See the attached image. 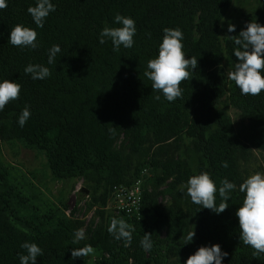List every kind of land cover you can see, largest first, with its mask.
Listing matches in <instances>:
<instances>
[{
    "label": "trees",
    "instance_id": "obj_1",
    "mask_svg": "<svg viewBox=\"0 0 264 264\" xmlns=\"http://www.w3.org/2000/svg\"><path fill=\"white\" fill-rule=\"evenodd\" d=\"M36 2L6 0L7 8L0 10V82L8 79L21 85L19 99L0 111V150L3 141L15 140L41 152L56 179L80 176L113 187L132 183L123 178L131 163L126 150H140L149 134L162 138L185 130L203 157L194 175L208 172L217 188L227 179L237 189L220 214L189 197L195 237L188 244L169 239L182 230V212L176 207L164 212L148 192L141 197L139 219L124 213L112 217L133 225L130 246L108 233L110 223L88 227L86 239L73 244L81 223L66 214L65 205L44 203L32 184L17 181L0 160V264H20L19 256L27 254L21 248L24 242L43 250L36 264H83L84 257L72 258L71 251L87 244L99 251L95 264H149L162 251L159 264H164L172 250L187 260L199 247L213 244L228 253L222 264H264V254L254 258V249L240 241L235 215L244 197L238 190L237 157L249 145L264 151V92L242 95L222 67L226 62L234 70L238 62L234 55L238 46L229 37L238 36L249 22L264 26V9L245 13L242 24L220 46L217 22L230 0H51L55 11L42 28L27 12ZM117 14L134 19L136 34L132 48L121 46L114 52L110 39L99 43V34L106 26H122L114 22ZM16 24L37 32L36 49L8 42ZM166 27L182 30L186 58L198 61L197 68L189 69L191 79L180 85L182 97L174 102L153 91L144 76L147 61L158 55ZM53 45L61 51L49 64ZM29 64L48 67L52 75L33 80L24 72ZM226 95L249 122L243 133L249 145L236 139L215 111ZM25 107L31 116L21 127L18 118ZM113 127L115 134L109 132ZM224 161L227 168L222 167ZM220 202L217 192V206ZM145 233L151 234L150 251L140 244Z\"/></svg>",
    "mask_w": 264,
    "mask_h": 264
},
{
    "label": "clouds",
    "instance_id": "obj_2",
    "mask_svg": "<svg viewBox=\"0 0 264 264\" xmlns=\"http://www.w3.org/2000/svg\"><path fill=\"white\" fill-rule=\"evenodd\" d=\"M6 8V0H0V10ZM54 11L55 5L51 0H37L35 6L27 8V12L39 28L44 26L45 19ZM114 22L122 26L104 27L99 34V43L104 44L106 43L105 38L110 39L114 52H119L121 46L126 49L132 48L136 34L134 19L117 14ZM235 30V25H228V32H235ZM183 38L181 29L164 28L158 55L147 61L148 70L144 72V76L152 82V90L162 93L168 102H174L182 97L183 92L180 85L191 79L189 69L193 70L198 66L196 57L186 58L183 51ZM229 38L238 46L234 51L238 62L234 64V70L227 73L228 79L234 81L242 95L259 96L264 92V75H262L264 73V26L257 22H249L238 36ZM36 40L37 32L34 29L16 24L10 30L8 42L14 47L36 49L38 47ZM60 51L59 45H53L50 48L49 64L55 63V57ZM24 72L30 74L33 80H44L52 75L48 67L40 64H29L24 68ZM20 91L19 83L8 79L0 82V111L11 101L19 99ZM155 99L160 100V96H155ZM30 116V110L25 107L18 118V124L23 127ZM109 132L115 134V128H110ZM222 167L227 168L228 162H222ZM185 188L194 204L220 214L229 207L227 201L230 193L237 189V185L223 179L220 187L217 188L210 174L201 172L189 177L186 185H181V191ZM238 190L244 194L243 203L235 213L239 222V239L244 245L254 249L252 253L254 258H259L264 254V173L256 172L250 175L239 184ZM217 192L221 198L218 206ZM107 231L114 239L125 241L127 247L131 244L132 233L135 229L121 217L112 218ZM194 237L195 232L192 229L185 237V244L192 242ZM85 238V230L77 229L72 243L76 244ZM140 244L143 249L150 251L153 247L151 234L145 233ZM21 248L25 249L27 254L19 256L20 264H36L37 257L43 255V250L36 243L24 242ZM95 253L96 249L87 244L84 247L73 249L71 257H89ZM227 255L228 253L223 252L218 244L210 247L201 246L187 258L185 264H222L223 258Z\"/></svg>",
    "mask_w": 264,
    "mask_h": 264
},
{
    "label": "rangeland",
    "instance_id": "obj_3",
    "mask_svg": "<svg viewBox=\"0 0 264 264\" xmlns=\"http://www.w3.org/2000/svg\"><path fill=\"white\" fill-rule=\"evenodd\" d=\"M261 9H264V0H230L217 22L220 46L224 45L225 39L231 33L228 32L229 24L237 28L242 24L245 13ZM222 67L226 75L231 71L226 62H223ZM215 111L219 118H223L230 126L236 139L243 141L244 129L249 122L242 112L232 105L227 95L219 100ZM147 137V141L137 152L131 153L126 150L131 163L123 178L125 181H131L130 185L139 187L141 197L143 193H152L164 212L167 213L172 207L182 212L184 221L182 230L169 239L184 241L187 234L194 230V212L189 203L187 190L185 188L181 191V185H186L188 178L198 171L203 163V157L192 135L185 130L179 136L156 138L149 134ZM246 145H249V142ZM0 160L17 181L32 184L44 203L65 205L66 214L81 223L80 229L85 230L86 237L88 227L101 225L105 227L112 217L119 215L114 208L113 187L105 181L97 183L80 176L56 179L41 152L27 148L15 140L2 142ZM236 166L239 184L256 172L264 173V151L249 145L248 151H242L241 155H238ZM120 185L130 186L124 183ZM161 236H165L164 231ZM162 252L156 256V262L151 261L149 264L161 263ZM98 254L99 251L96 249L95 255L84 257L83 264H95ZM185 261L184 256L176 249L168 254L164 264H185Z\"/></svg>",
    "mask_w": 264,
    "mask_h": 264
},
{
    "label": "built area",
    "instance_id": "obj_4",
    "mask_svg": "<svg viewBox=\"0 0 264 264\" xmlns=\"http://www.w3.org/2000/svg\"><path fill=\"white\" fill-rule=\"evenodd\" d=\"M112 191L115 201L114 208L117 213H124L129 217L135 216L139 219L141 215L139 187L133 184L130 186L115 185Z\"/></svg>",
    "mask_w": 264,
    "mask_h": 264
},
{
    "label": "water",
    "instance_id": "obj_5",
    "mask_svg": "<svg viewBox=\"0 0 264 264\" xmlns=\"http://www.w3.org/2000/svg\"><path fill=\"white\" fill-rule=\"evenodd\" d=\"M83 191L85 190V189H82Z\"/></svg>",
    "mask_w": 264,
    "mask_h": 264
}]
</instances>
